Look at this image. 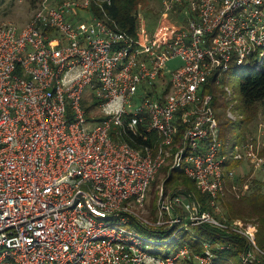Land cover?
I'll return each mask as SVG.
<instances>
[{
  "label": "built area",
  "instance_id": "1",
  "mask_svg": "<svg viewBox=\"0 0 264 264\" xmlns=\"http://www.w3.org/2000/svg\"><path fill=\"white\" fill-rule=\"evenodd\" d=\"M113 2L40 0L24 26L0 21V264H214L208 241L201 252L184 240L165 256L147 249L154 242L133 221L166 234L168 245L182 233L199 240L192 227L212 223L258 247L255 224L232 226L167 183L183 167L218 206L226 162L249 161L264 174L259 137L229 157L205 88L213 77L221 84L233 62L256 58L262 68L264 0H162L155 30L138 14L134 34L110 14ZM164 167L153 220L147 193Z\"/></svg>",
  "mask_w": 264,
  "mask_h": 264
},
{
  "label": "trees",
  "instance_id": "2",
  "mask_svg": "<svg viewBox=\"0 0 264 264\" xmlns=\"http://www.w3.org/2000/svg\"><path fill=\"white\" fill-rule=\"evenodd\" d=\"M5 1L6 0H0V6ZM28 1L31 6L36 7L40 0ZM140 1L141 0H114L112 6L109 7L110 14L120 23L121 27L130 34L136 32L138 4ZM158 15L159 13L157 12V16ZM256 64V58H252L250 62L244 64V66H238L236 62H233L228 74L223 77L221 84H218L217 80L213 77L210 78L205 85L206 92L214 94L213 105L217 110L218 118L226 123L224 126V134L222 133L225 139L228 137H226L228 132L226 130L229 129L234 120L224 115L223 110L231 106V109H235L241 116L239 144L246 142L251 136L255 137V140H258L250 124L257 119L261 107H264V64H262V68H257ZM230 77H235L238 83L232 89L234 94L228 96L224 84L227 83ZM166 90H169L168 86L165 91ZM90 109L91 108H88L89 111ZM126 139L133 144H135L137 140L141 141V139H135L134 137H126ZM245 162L250 163L249 161L234 159L230 160V162H226L225 166H227V173L225 177H227L228 185H231V188L233 182L240 184V180L246 176L239 173L232 179L230 171L236 168L240 169ZM179 173L180 174L176 177L173 174L168 181L170 182V179H173V183H176L178 186L184 184L189 191L196 190V193H198L194 181L184 175V173ZM259 173L260 175H258L260 177L252 180V183L249 185V189L252 190L251 194L243 195L241 198H234L233 202H224V198L223 200L221 198L222 202L220 201V204L225 203L224 210L229 212L226 218H222L224 222L233 224L235 219L239 218L246 222L253 221L257 224L258 231L256 234V241L258 247H253L254 244L251 243L246 235L236 232L233 228L225 230L221 227L212 225V223H203L192 227L191 231L196 233V235L198 234L199 240L191 235H186L188 238L184 239V241L189 242V246L197 252L204 251L205 241L210 242L211 250L214 253V264H264V174L260 171ZM236 178H238V180ZM243 186L239 185L240 188ZM234 193L236 194L237 192ZM208 197L209 196L205 194L207 202L203 204V210H213ZM165 235L166 234H163V236L160 237L164 238ZM180 246L181 243L178 244L175 251ZM251 250L255 258L253 262H247L244 259V255Z\"/></svg>",
  "mask_w": 264,
  "mask_h": 264
},
{
  "label": "rangeland",
  "instance_id": "3",
  "mask_svg": "<svg viewBox=\"0 0 264 264\" xmlns=\"http://www.w3.org/2000/svg\"><path fill=\"white\" fill-rule=\"evenodd\" d=\"M53 1V0H52ZM162 5V0H141L140 3L138 4V14H141L144 19H145V23L147 28L150 30V32L152 33L155 30V27L157 26L158 23V17L160 15V8ZM36 7L31 6L30 2L28 0H6L1 6H0V21H11L16 23L19 26H24L25 24H27L33 17L34 13H35ZM157 12L159 13V15L157 16ZM139 16V15H138ZM170 65H177V63L175 61L171 62ZM235 70V69H234ZM238 83V81L236 80L235 77H230V79L227 81L226 84H224L225 90L228 92V96L234 94L233 93V87L236 86ZM229 88V89H227ZM96 89L93 90L91 86H87L85 89V93H84V100L86 102V105L89 107L90 105V112L91 114H95L99 108L97 106V101L95 98H93L92 96L95 95ZM234 104V103H233ZM232 107L230 106V108H226L223 110L224 115L232 118L234 120V122L230 125L229 129L226 130L227 135L230 138V147L229 149L226 151L227 154L229 155V157H231L233 155L234 152H236L239 149V134H240V118L241 116L234 110L231 109ZM219 123H220V129L221 132L224 134V126L226 125V123L223 120L219 119ZM98 124V122H90L88 127L90 129H93L96 125ZM251 128L253 129V133L255 136L259 137V150L262 154H264V107H261L258 117L255 121H253L250 124ZM165 168V169H164ZM162 170H160V172L158 173L156 179H154V182L152 183V185L150 186V190L148 194V206H150V208L152 210H154V214L150 217L151 219H156L157 218V213H158V204H157V200H158V187L159 185L162 184V180L168 177L167 173L168 170L166 167H164ZM183 167L181 168V170H176L174 171V175L175 177L178 176V174H180L179 172H182ZM224 170L225 173H227V166H224ZM238 174L242 173L244 174L246 177H243L240 180V186H243V184H248L250 185L252 183V180H254L255 178H259L260 173L259 171L255 170L253 165L250 163L245 162V164L239 169L236 168ZM237 174V175H238ZM259 174V175H258ZM238 180V178H236ZM173 180V179H172ZM170 179V182L168 181L167 183V188H171V187H176L178 186L176 183H173ZM194 181V180H193ZM176 184V185H175ZM194 184L197 187V182L194 181ZM180 186H185L184 184H180ZM178 186V187H180ZM187 187V186H185ZM227 190H226V194L225 196H221L219 199V203L218 206H213V210L212 213L214 214V216L220 220H222V218H226L228 215L227 213H229L227 210H224V204H220V201L222 202L223 198H224V202H233L234 198H241L243 195H249L252 193V190L249 188H245L242 187L239 189V191H237V193L235 194L232 191L231 185H226ZM194 193H196V190H193ZM197 197L198 199L202 202V204H205L207 202V199L205 198V194L203 193L200 189H198L197 191ZM207 195V194H206ZM222 198V200H221ZM209 199V197H208ZM226 202V203H227ZM209 204V203H207ZM142 214H144V212H142ZM146 215H149L147 213H145ZM231 214V213H230ZM220 215V216H217ZM238 221H241L242 224L244 225V227H247L249 224H254L255 222L253 221H249L246 222L244 220L241 219H235ZM223 221V220H222ZM255 225L257 226V224L255 223ZM129 228H134L137 231H140L141 233H143L145 235L146 238L150 239V241L154 242L150 243L149 247L147 249L150 250H154V249H160V255H167L170 253H174L175 252V248L178 246V244L176 243V240H180L183 241L184 239H187L188 237L185 236V234H179L178 238H176L174 241L172 242L170 245H168L167 243H165L167 240V238H161L158 237L156 235H154L153 233L144 230L141 225L137 222V221H133L132 223L127 225ZM233 226V224H232ZM159 239L162 241V243L157 244L155 243L156 240ZM258 245V244H257Z\"/></svg>",
  "mask_w": 264,
  "mask_h": 264
},
{
  "label": "crops",
  "instance_id": "4",
  "mask_svg": "<svg viewBox=\"0 0 264 264\" xmlns=\"http://www.w3.org/2000/svg\"><path fill=\"white\" fill-rule=\"evenodd\" d=\"M86 14H87V12L85 10H80L79 11V15L80 16H85ZM79 19L80 18H78L77 20H79ZM75 21H76V19H75ZM176 63L179 64V65H181L182 64V61L181 60H177Z\"/></svg>",
  "mask_w": 264,
  "mask_h": 264
}]
</instances>
